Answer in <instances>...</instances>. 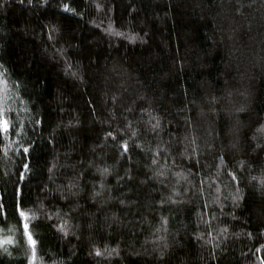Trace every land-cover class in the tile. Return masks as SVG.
I'll return each instance as SVG.
<instances>
[{"label": "trees", "instance_id": "16d2710c", "mask_svg": "<svg viewBox=\"0 0 264 264\" xmlns=\"http://www.w3.org/2000/svg\"><path fill=\"white\" fill-rule=\"evenodd\" d=\"M0 65V264L264 261V0H0Z\"/></svg>", "mask_w": 264, "mask_h": 264}, {"label": "snow or ice", "instance_id": "6c2138e0", "mask_svg": "<svg viewBox=\"0 0 264 264\" xmlns=\"http://www.w3.org/2000/svg\"><path fill=\"white\" fill-rule=\"evenodd\" d=\"M29 3H31V0H29ZM65 11H71V9L69 8V6L67 4H65L63 6ZM3 66L0 65V68H2ZM5 73L3 71H0V85H6V81L4 79ZM5 88H0V91H4ZM21 103H23L21 101ZM10 109H7L3 106V103H0V135H6L9 131V127L11 124V121H9L6 117V112L9 111ZM37 123H39V121H37ZM158 125H154L153 127H157ZM14 127V126H13ZM258 131L264 133V127H261L260 129H258ZM108 135H112L111 133H109ZM122 147L124 148L125 151H127V142H125ZM29 152L28 148H24L23 149V153L25 155H27ZM24 171L19 173V178L20 180H24L25 175L27 173V171L29 170V165L28 164H24L23 165ZM104 172H107V169L104 170ZM233 179H236V177H233ZM253 179H256L255 177ZM261 184H264V179H261ZM17 211L19 212V215L21 216V218L27 220L28 219V214L23 211L20 207V205L17 206ZM24 236L27 240L28 246L31 249V256L29 257V264H33V261L36 259V240L33 239V236L30 232L29 226L28 224H24ZM13 240L11 239V237H6L2 240H0V247H2L5 244H12ZM4 251H7V248H4ZM96 255L99 256L101 255V253L99 251L96 252ZM261 264H264V261H261Z\"/></svg>", "mask_w": 264, "mask_h": 264}]
</instances>
